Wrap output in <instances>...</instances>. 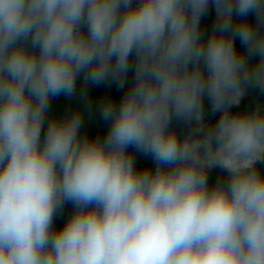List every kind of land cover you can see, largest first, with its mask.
Segmentation results:
<instances>
[{
	"label": "clouds",
	"instance_id": "9594fccd",
	"mask_svg": "<svg viewBox=\"0 0 264 264\" xmlns=\"http://www.w3.org/2000/svg\"><path fill=\"white\" fill-rule=\"evenodd\" d=\"M130 70L103 137L51 108ZM248 86L264 91V0H0V264H264V105L231 110Z\"/></svg>",
	"mask_w": 264,
	"mask_h": 264
},
{
	"label": "trees",
	"instance_id": "16d2710c",
	"mask_svg": "<svg viewBox=\"0 0 264 264\" xmlns=\"http://www.w3.org/2000/svg\"><path fill=\"white\" fill-rule=\"evenodd\" d=\"M250 22L255 23L254 14L250 13L248 16ZM215 11L214 5L210 2L206 14L201 17L200 30L202 33L207 35L215 23ZM235 46L238 51H245L244 46L241 44L239 38L235 39ZM251 62H255V57L251 58ZM131 64V61H130ZM133 79V73L130 70L125 79L123 87L119 86L111 80L103 81L100 83L88 84L86 87V96H82V81L83 77H78L76 82V90L71 97H66L63 94L55 97L50 102L51 108L56 109L57 115L64 112L65 107H72L73 109H79L82 116L81 134L87 135L90 138L96 136L103 137L108 127H105V120L101 115V102L105 98H111L114 104H119L124 92L127 90L128 85ZM60 101H63L65 106L60 107ZM256 104L264 105V91L254 86H248L245 90V95L241 98L238 106H233V112H242L245 110L253 109ZM203 111H204V123L214 125L219 118L218 112L211 111V104L207 97L203 100ZM171 126L175 129L179 137H183L194 125H190L183 120L173 119ZM129 152L133 155L135 165L138 169L153 168L154 160L150 154L142 155L140 150L134 147H129ZM256 168L262 174H264V162H257ZM227 173L220 168H212L208 170V183L213 185L217 179L225 180ZM73 211V204L70 201L64 202V204L55 212L53 217V226L58 228L63 225L66 218Z\"/></svg>",
	"mask_w": 264,
	"mask_h": 264
}]
</instances>
